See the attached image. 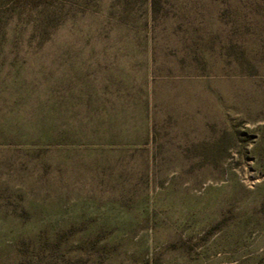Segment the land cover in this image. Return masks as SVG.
Here are the masks:
<instances>
[{"label": "rangeland", "instance_id": "rangeland-1", "mask_svg": "<svg viewBox=\"0 0 264 264\" xmlns=\"http://www.w3.org/2000/svg\"><path fill=\"white\" fill-rule=\"evenodd\" d=\"M0 264H264V0H0Z\"/></svg>", "mask_w": 264, "mask_h": 264}]
</instances>
